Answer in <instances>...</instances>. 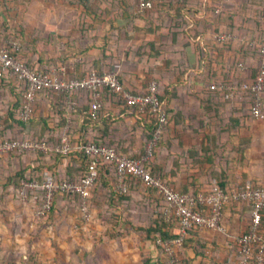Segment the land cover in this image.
Wrapping results in <instances>:
<instances>
[{"label":"crops","instance_id":"obj_1","mask_svg":"<svg viewBox=\"0 0 264 264\" xmlns=\"http://www.w3.org/2000/svg\"><path fill=\"white\" fill-rule=\"evenodd\" d=\"M20 1L28 4H23L26 7L21 14L26 24L19 27L18 11L23 5L20 3L17 8L15 3ZM29 1L0 0V36L6 32L20 34L23 59L37 69H60L67 78H80L118 63L120 81L133 92H144L151 80L158 83L159 90H163L165 84H174L171 96L163 101L168 121L153 163L159 175L174 189L193 193L211 191L219 184L230 190L246 180L264 184V121L249 115L248 96L235 92L233 98H227L229 91L225 89L236 84L235 81H247L254 75L256 46L248 41L257 42L261 35L260 0H187L185 15L176 9L174 1L170 6L169 0H155V11L134 8L141 17L128 15L120 0H106L109 2L103 3L101 8L94 6V0H86L88 8L80 0L75 4L69 0H31L42 3L36 9ZM131 1L128 0V4ZM214 5L221 6L220 13L212 10ZM10 10L14 11L11 15L7 13ZM218 32H227L231 37L220 42L214 37ZM238 62L247 70L236 68ZM217 84L225 86L213 89ZM22 90L23 83L17 76L1 74L0 137L39 139L52 145L66 133L72 143L83 138L108 142L131 156L143 154L147 146L144 141L148 126L143 119L107 94H101V116L105 124L94 127L83 124L88 97L81 91L69 94L40 91L34 100L33 118L22 124L13 115ZM73 98L78 102V111L68 114L65 120L60 105L63 107L65 99L64 108L68 110L69 100ZM69 159L57 160L47 154L38 156L36 152L1 155L0 218L17 219L15 223L21 225L31 214L30 206L22 204L15 195L13 176L17 172L44 162L64 176L66 164L74 166ZM130 188L132 197L140 196L147 202L146 212H161V198L149 201L154 195L141 193L148 189L140 183L132 182ZM127 200L128 195H125L116 203L109 201L106 208L110 213L104 221L97 219L95 208L89 204L88 222L94 219L98 229L103 222L113 226L112 231H117L114 235L118 236L110 238L97 229L95 240L90 244L84 245L83 239L77 241L80 246L76 256L78 263L79 258L89 255L84 250L94 249V242L100 238L107 244L115 240V245L131 234L137 236L129 224H134L135 219L145 213L137 203ZM61 204L64 203L58 206ZM156 204L158 206H154ZM67 206L72 208L70 204ZM75 211L77 216L70 217L75 230H86L80 213ZM155 218L135 229L149 226ZM248 218L246 203L227 204L223 208L227 234L198 229L188 243L178 248L180 264H236L232 239L245 230ZM172 221L167 232L176 234L179 225L176 220ZM7 231V226L0 224V232ZM137 231L145 238L141 235L139 240L134 238L138 242L135 247L122 241L119 249H115L117 246L110 248L100 264H131L139 253L144 257L141 264H160L164 256L152 236L147 237L140 229ZM10 233V239H21L19 231ZM2 241L6 239L3 237ZM4 247L10 246L5 244ZM39 255L27 264H41Z\"/></svg>","mask_w":264,"mask_h":264},{"label":"built area","instance_id":"obj_2","mask_svg":"<svg viewBox=\"0 0 264 264\" xmlns=\"http://www.w3.org/2000/svg\"><path fill=\"white\" fill-rule=\"evenodd\" d=\"M140 8L146 7V2L140 0ZM264 10V1H263ZM220 5L214 11L220 13ZM218 41L229 40L227 32L214 35ZM256 46L257 66L254 75L247 81L228 85L227 98L234 97L233 89L246 91L249 95V115L264 121V25L259 41H248ZM21 44L18 40L0 37V74L9 73L17 76L23 83V90L16 111V119L27 122L33 116V103L36 94L41 91L72 93L81 91L91 96L88 114L95 118L102 107L100 90L107 88L111 93L119 95L121 99L135 106L136 113L153 122V133L147 146L138 156L119 151L111 144L87 140L84 143H72L69 136L63 133L55 144H48L43 140L32 138H4L0 140V155L8 153L53 151L62 155L73 151L83 153L88 161L86 168L75 179L55 180L49 171L41 173V180L22 178L15 189L19 200L25 204H32V212L38 216H45L50 209L51 199L55 191L74 194L79 197V212L81 220L90 219L91 189L99 176L100 167L109 166V173L115 181V189L121 193L127 179L139 181L141 185L156 190L162 200L161 213L166 222L176 220L178 232L169 239L158 237L155 240L164 256V264H180L177 248L191 228L208 229L227 234L223 223V208L230 202H244L249 206L248 224L244 231L232 239L231 246H235L236 264H264V184L246 180L237 187L223 190L214 187L211 191L179 192L159 174H152L145 164L152 155V148L161 133L165 130L168 113L162 108L163 102L158 98L159 85L155 80L148 82L146 91L139 93L123 86L119 78L120 66L113 63L100 73L90 72L81 78L65 77L60 69L36 70L23 59L13 56L12 51L20 52ZM241 70L247 67L239 62ZM212 86V88H214ZM224 88L222 84L218 86ZM74 101L69 100L68 111L73 108Z\"/></svg>","mask_w":264,"mask_h":264},{"label":"rangeland","instance_id":"obj_3","mask_svg":"<svg viewBox=\"0 0 264 264\" xmlns=\"http://www.w3.org/2000/svg\"><path fill=\"white\" fill-rule=\"evenodd\" d=\"M108 2L106 0H94L93 1L94 6H97L98 8H101L103 3H108ZM131 2H132V4L134 3L135 8H138V9L140 8V5H139L140 0H132ZM146 2H147V4H146V7L144 10L155 11L154 10L156 7V5L154 6L155 0H148ZM20 3L22 5L28 4V2L24 3V1H20L19 3H15L17 8L19 7L18 5ZM29 3H31V5H33L32 7H34L35 9L39 8L40 4H42L41 2H38V1L34 2L31 0L29 1ZM25 7H26V5L25 6L23 5L21 7V9H19V11H18V13L21 17V18L19 17L20 18L19 27L23 23H24V25L26 24L23 21V17L21 16V14H23L25 11V10H23V8H25ZM10 9H11V7H10ZM11 10L9 12H7L10 15L12 12H14ZM14 21L16 22L17 18H14ZM12 34L13 33L10 32V35H12ZM14 34H16V33H14ZM100 186L105 188V186L102 185L100 182L99 183L96 182L94 184V188H93V190L91 192V196H90L91 197L90 203H91V208L92 207L95 208V213H96L97 219H100V221L101 220L104 221V218H107L109 216V213H110V210H108L106 208V205L108 206L109 201L110 202L114 201V203H116V201H119L120 198L118 196L121 193L119 194L114 187L115 191L117 192V195L114 196L110 190L105 191ZM130 189L131 188L129 187L126 190V192L123 193L126 196L128 195L127 202L128 203H130V202L137 203L138 206L141 207L140 211L142 213H145V214L141 215L140 217H138L137 219H135L134 224H131V226L129 224V228H132L133 230H135V233L137 236H134L133 234H131L128 236V238L125 237L126 240H119V241L117 240L118 242H116L117 244H115V245L113 244L115 242V240H114V242H108L109 244H107V243H104L106 241H102L103 238H100L97 242H94V244H95V246L93 247L94 249L84 250L85 253H87L89 255H87V257L84 255V256H82V258H79V263H78V261L76 260V256H77V253H78L80 246L78 245L79 243L77 241L83 239L84 243L83 242L82 243L84 245H88V244H90L91 240H95V234H96V230L98 228L94 223V219L91 222L87 221L88 223L82 221V224H84V227H87L86 230H83V229H80V230L76 229L75 230L76 227H74V224H73L74 221L72 222L70 217L75 218V216H77V215H74L75 213H77L75 211L77 209H76L75 203H73L72 200H70V199L66 200L64 198L63 199L60 198L61 199L60 201L63 202L65 205L61 204V205L57 206L55 209L57 211H54V213L48 215V217L36 216L32 212V204L25 203L24 205L30 206V213L31 214L29 215L30 218L28 217L29 218V224L27 223L28 218L26 219V222L23 220V224H21V225L16 224L17 219H14V221H13L11 219L7 220V219L0 218V224L4 225V227L7 226V229L9 231V233H8V231L6 233L0 232V256H1L0 264L1 263L13 264L14 263L13 259L15 260L19 253H23L26 250H28V252H30V256H29L30 261L38 258V255L40 254L39 258H40V261H42L41 264H100L103 261V259L106 258L107 254L110 252V248H115V246H117L115 249H119L121 247L120 243H122V241L125 244L128 241L133 245V247H135V245L138 242H135L134 238L140 237L139 235H141L142 238H145L144 237L145 235L142 234L141 232L137 231L135 229V226L147 225L148 222H150L155 216H157V212H153V213L152 212L151 213L146 212L144 206H145V204H147V202L140 196H138L137 198L134 196L132 197L133 194H131L129 192ZM141 193H148L149 194L151 192L149 190L145 189V190H142ZM152 195H154L153 192H152ZM149 201L156 202L157 199L155 196H153L152 200H149ZM68 204H70L73 209L71 207L67 206ZM154 206H158V205L156 204ZM125 210H126V208H125ZM125 210H123V211H125ZM132 212L133 211H131V213ZM129 215L130 214L128 212V216ZM74 218H72V220ZM99 228L100 229H98V231L104 232V234L109 235L110 238L111 237L116 238L118 236V234H117V236L114 235L115 232L112 231L113 226L107 225L104 222L100 225ZM109 228L111 231L110 233H108ZM13 231H19L21 239H19V240L17 239L18 241H16L15 239H14L15 241L13 239H10V237H9V235L11 234L10 232L13 233ZM3 237L6 239V241H4V242L2 241ZM138 240H139V238H138ZM101 242L104 244H102ZM5 244H7V246H10V247H6V249H5V247H4ZM16 246H17V248H16ZM18 248L21 250H17ZM85 248H86V246H85ZM178 248H177V251H178ZM161 253H162V251H161ZM141 256H142V254L139 253L137 257H133V262L131 264H141L142 260L144 259V257H141Z\"/></svg>","mask_w":264,"mask_h":264},{"label":"trees","instance_id":"obj_4","mask_svg":"<svg viewBox=\"0 0 264 264\" xmlns=\"http://www.w3.org/2000/svg\"><path fill=\"white\" fill-rule=\"evenodd\" d=\"M128 1V0H127ZM126 0H120V3L124 6V9L126 10L127 14L128 15H132L133 17L134 16H138V17H141L142 14L141 13H135V7H134V4H128ZM145 1V0H144ZM148 1V0H146ZM145 1V2H146ZM174 1V3L176 4L177 8L181 14H187L188 12V7H187V0H169V5L171 6V3ZM263 1L264 0H260V12H261V16L263 18V25H264V10H263ZM69 3H76L77 0H69L68 1ZM80 3L82 5H84L86 8H88L87 6V2L86 0H80ZM147 4V2H146ZM156 5V3L154 4V6ZM175 6V7H176ZM216 7V5H214V8L212 10H214ZM145 9V8H144ZM263 25H262V30H263ZM262 30H261V35H262ZM260 35V37H261ZM2 39H5V38H9V39H15V40H18L19 42L23 43V41H21V37H20V34L19 35H16V34H13L10 35V33L6 32L3 36H0ZM260 39V38H259ZM227 41V40H226ZM220 42H223V41H220ZM20 43V44H21ZM22 47V46H21ZM256 48V47H255ZM12 54L13 56L15 57H18V58H21L23 59V56H24V50H21L20 52H14L12 51ZM29 66H31L32 68L36 69V70H39L37 69L36 67L32 66L29 61L27 59H23ZM239 63V62H238ZM238 63H236V68H238L240 70V67L238 66ZM94 72H97V73H100L102 72L101 70L98 71V70H95ZM88 75V74H87ZM85 75V76H87ZM1 76V74H0ZM15 76V75H14ZM84 76V77H85ZM81 78V77H80ZM238 81V80H237ZM236 84L240 83V80L238 82L235 81ZM223 86H225L224 84H222ZM218 84L215 85V87L213 89H218ZM210 87V86H209ZM211 88V87H210ZM175 89V86L174 84H165L164 86V89L163 90H159L158 92V98L161 102H163L164 100H167L169 99V97L171 96L172 94V90ZM223 89V88H222ZM228 90V88H225ZM234 90V93L235 92H242L244 95L248 96V93L246 91H243V90H240V89H233ZM41 91H45V90H41ZM145 91H146V88H145ZM144 91V92H145ZM40 92V91H39ZM38 92V93H39ZM37 93V94H38ZM139 93H142V92H139ZM36 94V96H37ZM67 94V93H66ZM87 94V97H88V106H87V109L84 110V113H83V124L84 125H89L90 127H94L95 125H98L100 123H104L105 124V120L103 121L102 119V116H101V111H102V107L99 111V114L95 117V118H92L89 116L88 114V109H89V103L91 101V96ZM103 95V94H107L108 97L110 98H113V100H115L118 104H120L123 108H126L132 112H134L136 115H138L136 113V108L135 106L133 105H130L128 102L124 101L123 99H121L119 97V95H116V94H113L111 93L107 88H101L100 90V95ZM36 98V97H35ZM70 101H74L75 104L73 105V108H71L70 111L66 110L64 107V105H66V100L64 99V105L63 107L60 105V108L62 110L61 114L63 115L62 117H64V119L66 120L67 119V115L70 114V113H76L78 110H77V107H78V102L76 103V101L73 99H70ZM250 103V101H249ZM19 105V104H18ZM33 106H34V103H33ZM249 106V105H248ZM18 107V106H17ZM34 108V107H33ZM65 110H64V109ZM162 108L165 109L167 111V107L166 105H162ZM16 111H17V108L16 110L13 112V115H14V118L15 115H16ZM34 111V110H33ZM139 116V115H138ZM141 117V116H139ZM33 117L30 118V120L32 119ZM142 118V117H141ZM143 119V122L148 126V133H147V137L145 139L144 142H148L151 137H152V133H153V122L152 121H149V120H146L145 118H142ZM18 119H16L17 121ZM28 120V121H30ZM19 122H21L22 124L26 123L24 121H20L18 120ZM27 121V122H28ZM168 121V120H167ZM167 125V123H166ZM166 125H165V128H166ZM165 130L161 133L160 137L158 138L156 144L153 146L152 148V155L151 157L149 158V160L147 161V163L145 164V168H147L152 174H159V172L155 169V166H153V163H154V157L157 153V147L160 143V140L164 134ZM4 138H11V137H0V140L4 139ZM39 140V139H37ZM87 140L86 139H81L80 141L78 142H75V144L77 143H84L86 142ZM95 141V140H94ZM99 142V141H97ZM104 143H108V142H104ZM108 144H111V143H108ZM113 145V144H111ZM121 151V150H119ZM42 152V151H41ZM38 151H36L37 155L39 156H43L45 154L47 155H53L55 156V158L57 160L59 159H63V158H66V157H69V161H71L73 163L74 166L70 165V164H66V168L67 170L65 171V175L62 176L60 175V173H58L57 170L55 169H52L50 168L49 165H47L46 163H39V164H36V165H33V166H30L29 168H26V169H21L19 172H17L13 178L15 179V189L17 188V186L19 185V181L22 179V178H28V179H35V180H38L40 181L41 180V173L43 171H49L55 178V180H61V179H75L79 176L80 172L83 171L86 166H87V157L79 152V151H73L69 154H66V155H62L60 153H56V152H53V151H46V152H43L41 153ZM122 152V151H121ZM124 153V152H123ZM1 156V155H0ZM76 163H78V165H76ZM109 166L107 165H103L100 167V170H99V176L97 177L95 183H101L102 185H104L105 187L107 188H110V191L111 193L115 196L117 195V192L115 191L114 187H115V181L114 179L111 177L110 173H109ZM162 177V175H160ZM163 178V177H162ZM164 179V178H163ZM165 180V179H164ZM134 182V180L132 179H127L126 180V184H125V188L124 190L121 192V194L118 196L119 198H122L124 197L125 195L123 194L124 192H126V190L130 187V183ZM136 183H140L139 181H137ZM218 188L220 189H223V190H226L224 189L220 184L217 185ZM94 186L92 187L91 189V192L93 190ZM147 188V187H146ZM114 189V190H113ZM151 193L153 192L154 193V196L156 197V199L160 200V195L159 193L152 189V188H147ZM195 193V192H194ZM15 195H16V191H15ZM17 197V195H16ZM70 199L72 200L73 203H75L76 205V208H77V211L79 212V197L77 195H70V194H66L64 192H60V191H55L54 194H53V197L51 199V205H50V209L46 212L45 216L48 217V215L54 213V211H57L55 210L56 207L58 206V204L61 202L60 200L61 199ZM17 199L19 200V198L17 197ZM20 201V200H19ZM21 202V201H20ZM22 203V202H21ZM235 202H230L229 204H233ZM225 207V206H224ZM80 213V212H79ZM44 217V216H43ZM80 219H81V216H80ZM173 223V221H169V222H166L165 219H164V216L162 215V213H158L155 220L152 222V224H150L149 226L147 227H138L137 229L139 230H142L146 233V236H152L154 242L155 240L160 237L162 239H169V238H172L174 237L176 234H173V233H168L167 231H169L168 227L169 225H171ZM136 229V230H137ZM198 230V228H191L187 235L184 237L182 243L180 246L188 243L190 241V239L195 235V232ZM117 232V231H115ZM158 247V246H157ZM233 250L236 252V248L235 246L232 247ZM160 249V248H159ZM161 251V249H160ZM179 251V250H178ZM29 256H30V252H28V250H26L25 252L23 253H19L17 255V258L15 259V262L13 264H27L28 260H29ZM0 259H1V256H0ZM237 257L235 258V261L237 263ZM1 262V261H0ZM3 264V263H1ZM160 264H164V258L162 259L161 263Z\"/></svg>","mask_w":264,"mask_h":264}]
</instances>
